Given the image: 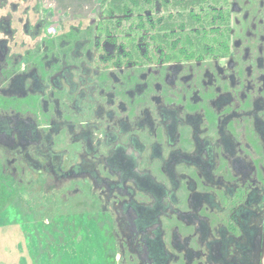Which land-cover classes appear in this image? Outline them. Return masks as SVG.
Returning a JSON list of instances; mask_svg holds the SVG:
<instances>
[{"label": "flooded vegetation", "instance_id": "flooded-vegetation-1", "mask_svg": "<svg viewBox=\"0 0 264 264\" xmlns=\"http://www.w3.org/2000/svg\"><path fill=\"white\" fill-rule=\"evenodd\" d=\"M69 4L0 0V185L119 264H264V0Z\"/></svg>", "mask_w": 264, "mask_h": 264}, {"label": "rangeland", "instance_id": "rangeland-1", "mask_svg": "<svg viewBox=\"0 0 264 264\" xmlns=\"http://www.w3.org/2000/svg\"><path fill=\"white\" fill-rule=\"evenodd\" d=\"M15 189L11 184L0 185V215L6 218L9 212L17 211V214L14 215L19 216L24 213L28 217L14 218L13 220L17 221L16 225L20 224L24 228L31 225L40 226L37 233L30 237L33 257L29 264H119L113 259L115 251L112 248L113 243L110 239L109 230L104 227L105 225L99 217L93 215L91 217L90 215L87 217L75 216L76 220L81 223L80 227L85 228L86 231L84 241L79 246L77 243L73 244L74 236L72 232L68 234L67 227L64 228L53 223L57 222L55 214L63 211L66 213L68 206L53 204L44 195L37 192L36 188H27V191L24 192L16 190L12 196L13 191L10 190ZM49 210L57 211V213L48 214L47 211ZM5 218L2 225H10L9 218L6 220ZM91 240L95 243L94 245L84 243L85 241L92 242ZM52 247L53 250H56L54 254H52ZM57 253L59 263L56 261ZM90 255H95V261L91 260Z\"/></svg>", "mask_w": 264, "mask_h": 264}, {"label": "crops", "instance_id": "crops-1", "mask_svg": "<svg viewBox=\"0 0 264 264\" xmlns=\"http://www.w3.org/2000/svg\"><path fill=\"white\" fill-rule=\"evenodd\" d=\"M62 3L74 2L76 4L80 0H59ZM74 15L78 16L79 10L77 7H74ZM16 204V203H15ZM17 214V211L9 212V215L6 218H9L10 225H5L3 223L4 216L0 215V264H29V261L33 257V248L31 247L30 237L37 233L39 225H31L28 228H24L20 224H17V221H14V218H21L22 216L28 217L24 213L22 215ZM21 213V212H19ZM9 216V217H8ZM5 218V220H6ZM31 218V217H30ZM11 219V220H10ZM14 221V222H13ZM34 223V222H33ZM72 231H68V234ZM73 234V232H72ZM69 236V235H68ZM52 254L56 253V250L51 249ZM57 262L59 263V255L57 253ZM75 260V257H73Z\"/></svg>", "mask_w": 264, "mask_h": 264}, {"label": "built area", "instance_id": "built-area-1", "mask_svg": "<svg viewBox=\"0 0 264 264\" xmlns=\"http://www.w3.org/2000/svg\"><path fill=\"white\" fill-rule=\"evenodd\" d=\"M53 31V28L49 29V32H52Z\"/></svg>", "mask_w": 264, "mask_h": 264}]
</instances>
